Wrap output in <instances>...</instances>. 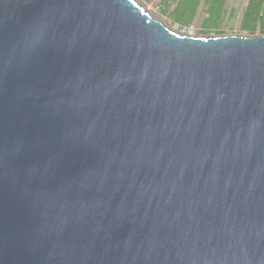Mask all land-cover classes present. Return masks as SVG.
<instances>
[{"label": "water", "instance_id": "water-1", "mask_svg": "<svg viewBox=\"0 0 264 264\" xmlns=\"http://www.w3.org/2000/svg\"><path fill=\"white\" fill-rule=\"evenodd\" d=\"M0 264H264V35L0 0Z\"/></svg>", "mask_w": 264, "mask_h": 264}, {"label": "rangeland", "instance_id": "rangeland-1", "mask_svg": "<svg viewBox=\"0 0 264 264\" xmlns=\"http://www.w3.org/2000/svg\"><path fill=\"white\" fill-rule=\"evenodd\" d=\"M136 1L153 19L159 20L181 35H238L245 37L261 33V24L259 23L256 26L253 25L254 32L252 33L241 29L242 16L248 0H226L224 6L226 11L223 14L222 12L214 13L208 21L203 18L206 14L201 10L202 2L195 9L193 0L183 1L179 7H176L179 0H175L174 3H171L170 0L162 2L160 0Z\"/></svg>", "mask_w": 264, "mask_h": 264}, {"label": "trees", "instance_id": "trees-1", "mask_svg": "<svg viewBox=\"0 0 264 264\" xmlns=\"http://www.w3.org/2000/svg\"><path fill=\"white\" fill-rule=\"evenodd\" d=\"M161 2L163 0H160ZM171 3H174L175 0H170ZM168 1V2H170ZM186 2L189 0H179L176 7H179L182 2ZM195 9L202 2V9L206 15H204V20L210 18L214 13L222 12V14L226 11L225 2L226 0H193ZM206 8V10H205ZM261 24L259 35H264V0H248L245 11L243 13L242 21H241V29L254 32V26L257 24ZM254 25V26H253ZM210 27V26H209ZM207 31V30H206ZM251 35V34H250Z\"/></svg>", "mask_w": 264, "mask_h": 264}, {"label": "bare ground", "instance_id": "bare-ground-1", "mask_svg": "<svg viewBox=\"0 0 264 264\" xmlns=\"http://www.w3.org/2000/svg\"><path fill=\"white\" fill-rule=\"evenodd\" d=\"M163 24V23H162ZM165 25V24H164ZM165 26H167V25H165Z\"/></svg>", "mask_w": 264, "mask_h": 264}, {"label": "clouds", "instance_id": "clouds-1", "mask_svg": "<svg viewBox=\"0 0 264 264\" xmlns=\"http://www.w3.org/2000/svg\"><path fill=\"white\" fill-rule=\"evenodd\" d=\"M245 11V10H244ZM243 17V16H242Z\"/></svg>", "mask_w": 264, "mask_h": 264}]
</instances>
